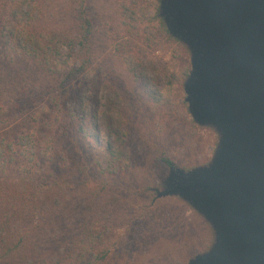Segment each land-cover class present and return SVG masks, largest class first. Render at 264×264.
Listing matches in <instances>:
<instances>
[{
	"label": "rangeland",
	"instance_id": "1",
	"mask_svg": "<svg viewBox=\"0 0 264 264\" xmlns=\"http://www.w3.org/2000/svg\"><path fill=\"white\" fill-rule=\"evenodd\" d=\"M159 6L0 0V107L24 110L15 121L0 120V141L10 144L0 165L5 249L28 260L76 247L85 236L100 255L93 264H187L211 248L215 231L205 216L181 196L155 191L170 170L163 155L184 169L207 165L220 136L190 113L184 83L191 52L164 28ZM83 8L93 22L84 54L93 68L62 92L53 62L70 56L67 43L81 36ZM127 54L147 62V85ZM109 144L120 149L114 174L106 171ZM41 175L53 184L43 195L32 181Z\"/></svg>",
	"mask_w": 264,
	"mask_h": 264
},
{
	"label": "water",
	"instance_id": "2",
	"mask_svg": "<svg viewBox=\"0 0 264 264\" xmlns=\"http://www.w3.org/2000/svg\"><path fill=\"white\" fill-rule=\"evenodd\" d=\"M191 52L194 120L214 126L209 164L171 166L157 196L179 195L212 224L211 248L187 264H264V0H160Z\"/></svg>",
	"mask_w": 264,
	"mask_h": 264
},
{
	"label": "trees",
	"instance_id": "3",
	"mask_svg": "<svg viewBox=\"0 0 264 264\" xmlns=\"http://www.w3.org/2000/svg\"><path fill=\"white\" fill-rule=\"evenodd\" d=\"M157 17L160 19L164 28L169 32L163 17L160 15L159 7L156 9ZM79 24L81 27V36L80 38H75L68 42L67 45L69 47V57L67 60L62 61L61 58H55L53 62L54 73L56 75V89H60L62 92L67 91L73 84V81L80 77L81 74L92 71L93 68V58H85L84 54H90V40L91 34L93 32V22L88 15L86 8H83L79 11L78 14ZM19 45L24 47L27 52H30L32 49L30 46L24 45L19 39L17 40ZM140 58L133 54H127L125 57L126 63L129 68L140 78L143 82L146 83L147 72L144 70L147 69V62L144 59L138 60ZM186 75L187 72L185 73ZM173 84V80H169V85ZM171 91V90H170ZM23 108L19 110H5L0 107V120L1 121H15L23 112ZM94 128L98 129L97 120L94 122ZM21 143L26 144L30 143L32 146L29 137L21 136ZM5 140L0 141V165L5 161ZM109 150L112 152V160L109 161L106 165V171L110 174H114L117 172L116 161H118L117 157H114L118 153L119 148L115 147L113 144H109ZM162 160L169 166H176V162L173 158L163 155ZM33 183L35 182L36 188L40 190V195H43L50 187L53 186L52 183L46 179L43 175L32 177ZM159 188V187H156ZM155 188V191H156ZM5 239L0 236V264H93L95 261L94 253V244L86 241V237L83 236L82 239L78 241V245L75 247L73 244H65L62 250H59L55 255H50V252H41L40 255L33 257L31 259L25 260L17 254L12 253L10 247L5 249ZM4 251V253H1ZM53 254V253H52ZM100 255L97 254V258L99 259ZM93 258V259H92ZM101 258H105V254L101 256Z\"/></svg>",
	"mask_w": 264,
	"mask_h": 264
}]
</instances>
